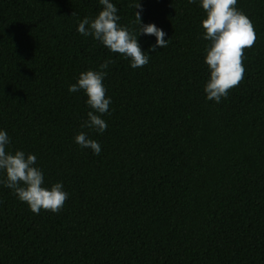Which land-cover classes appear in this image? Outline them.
<instances>
[{"label":"trees","instance_id":"16d2710c","mask_svg":"<svg viewBox=\"0 0 264 264\" xmlns=\"http://www.w3.org/2000/svg\"><path fill=\"white\" fill-rule=\"evenodd\" d=\"M139 2L169 40L133 69L76 30L99 0H0V128L10 151L37 156L44 186L69 194L35 214L0 185V264H264V0H237L256 40L219 104L203 90L204 10ZM113 3L134 27L136 0ZM108 58L101 134L81 127L91 109L68 87ZM81 131L98 156L74 142Z\"/></svg>","mask_w":264,"mask_h":264},{"label":"clouds","instance_id":"9594fccd","mask_svg":"<svg viewBox=\"0 0 264 264\" xmlns=\"http://www.w3.org/2000/svg\"><path fill=\"white\" fill-rule=\"evenodd\" d=\"M204 10V18L200 24L203 29L202 38L208 41L205 47L204 63L208 67L209 77L204 84L207 100L219 104L227 98L229 90L237 86L244 78L245 66L242 63L244 49L251 48L256 34L250 18L236 7L237 0H188ZM102 10L94 18L85 16L77 25V32L82 36H91L108 51L121 54L129 61L133 69L149 63L150 54L167 46L166 32L155 23L142 21L143 6L136 0L133 8L134 27L121 24L118 8L113 0H99ZM141 36H154L155 42L142 50L139 41ZM113 61L104 59L98 70L88 69L80 72L75 83L68 91H83L87 97L85 103L91 109L87 120L81 127L103 133L107 122L103 119L109 114L112 98L106 95L103 83L109 65ZM74 142L81 148H90L94 155L101 153V145L97 140L89 138L86 132H79ZM12 141L7 130L0 128V185L13 191L16 198L26 203L31 212L39 214L41 210L58 213L64 206L68 193L62 182L50 187L44 186V173L36 165L37 156L24 150L10 151Z\"/></svg>","mask_w":264,"mask_h":264}]
</instances>
